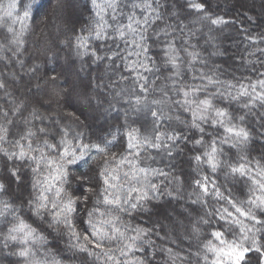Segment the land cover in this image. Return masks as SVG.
<instances>
[{"label":"snow or ice","instance_id":"snow-or-ice-1","mask_svg":"<svg viewBox=\"0 0 264 264\" xmlns=\"http://www.w3.org/2000/svg\"><path fill=\"white\" fill-rule=\"evenodd\" d=\"M43 6L0 0V257L61 264L48 236L67 234L91 264H152L157 251L168 264H264V60L246 59L252 75L240 77L209 67L228 52L214 37L205 41L214 51L202 48L194 27L233 21L214 14L210 0H58L87 17L61 41L71 52L66 66L33 85L41 65L22 58L24 37ZM246 39L255 46L248 57L264 55V35ZM24 77L27 94L17 95ZM72 101L94 104L96 119L107 101L111 122L95 140L62 111ZM165 199L199 208L183 207L185 225ZM154 210L173 222L164 239L188 241L186 253L156 244L158 222H132Z\"/></svg>","mask_w":264,"mask_h":264},{"label":"trees","instance_id":"trees-1","mask_svg":"<svg viewBox=\"0 0 264 264\" xmlns=\"http://www.w3.org/2000/svg\"><path fill=\"white\" fill-rule=\"evenodd\" d=\"M20 2L23 4L27 3L28 0H20ZM76 2L78 4H82L84 0H76ZM210 3L211 10L214 14L223 16L225 19L233 21V23L219 28L208 25L206 22L204 24H197L194 26L202 29L201 32H198L200 46L202 48H206L208 51L215 50L211 43H205L209 35V37L215 38V45L220 47L222 50L226 49L228 52L227 57H211L209 59V67H211L212 63H215L222 65L224 69H227L229 73H234L237 77L242 75H252L249 71L252 66L246 65L245 60H264V55L260 52H256L255 57L247 56V52L255 50V46L249 43L246 36L249 34L254 37L264 35V2L260 5L262 10L260 15H255V13L246 10V7H249L250 4L249 0H210ZM43 4V8H41L38 13L36 12L35 7L33 8L32 18L28 21V29L24 37V47L26 48V52L22 58L27 64L35 63L41 65L40 71L37 74V79L31 80V84L33 85L36 83L42 84L47 78V75L50 74L53 67L60 69L61 66H66L65 59L71 55V52L61 43V41H65L73 35L72 31L69 30L72 27H75L78 32L80 24L87 17V13L80 16L78 13L72 12L67 8L61 9L58 6V0H43ZM185 23H188V21H185ZM2 39L3 37L0 36V40ZM259 47L264 48V43H261ZM53 53H56L59 59L53 58L52 62H48L49 58L53 57ZM204 55L208 58L207 52H205ZM79 63L80 61L77 60V67L79 66ZM9 67L11 68L12 66L10 65ZM255 67L260 68V64L256 63ZM261 71H264V68H261ZM95 75L96 73L94 72L93 76ZM28 82L29 78L24 77V80L21 82L22 86L20 91L16 93L17 95L27 94L25 93L23 85ZM103 95L104 91L101 92V97H103ZM2 103L3 100L0 99V104ZM55 107L56 105L53 104V108ZM104 107H107V101H105L104 105L101 106L99 110L102 111ZM117 107L120 106L118 105ZM62 111L65 114L75 113V115L79 117L82 126L85 127L91 140H95L96 136L106 130L108 123L111 122V117H109L106 122L104 114L102 113H100L99 119L95 118L97 113L95 112L94 104L91 108H89L83 107L75 101H72L67 104ZM88 113L92 115H89ZM115 115L116 113L113 112L112 116ZM180 163L184 172L188 173L190 171L188 165L184 161H181ZM84 170L85 169L81 167L75 169L74 171L76 174H79ZM73 187L78 186L73 185ZM77 194L79 195L80 193L77 192ZM160 203L168 210L172 206L190 207L192 209L199 208V205H190L187 202H184L182 205L175 201H173L172 204H167L166 199L162 200ZM176 210L178 213L181 212L178 211V209ZM194 216L195 212H193V217ZM159 217L163 218V215L154 210L150 219L146 214H137L136 219L132 222L142 224L145 227H150L153 223L158 222L160 226L155 229V232L159 233V237L155 234L152 235V239L156 242V244L162 247H176L177 250H183L186 253L188 250V241L185 240L181 243L180 240H177L174 245L171 240L164 239L167 229L163 224H161ZM179 219L182 220L185 225L188 224V220H185L183 216H179ZM166 221L170 224V226H173L172 221ZM76 223L78 230L81 232L84 231L86 225L84 223L83 208L80 210L79 219H77ZM176 227L178 232L183 230V228H180L178 225ZM176 234V232H172L173 238L176 237ZM48 240L50 242L48 245L50 254L56 260H59L61 264H86V261L87 264H91V257H87L85 253H80L75 249L70 248V244L74 243V241H70L67 234L56 237V239H53V236L49 235ZM192 250L195 251V248ZM149 251H151V249H149ZM14 259V257L11 258V260ZM0 264H11V261L0 257ZM152 264H168L167 255L157 251V255L152 258Z\"/></svg>","mask_w":264,"mask_h":264},{"label":"rangeland","instance_id":"rangeland-1","mask_svg":"<svg viewBox=\"0 0 264 264\" xmlns=\"http://www.w3.org/2000/svg\"><path fill=\"white\" fill-rule=\"evenodd\" d=\"M250 1V4H249V7H246V10H249V11H251V12H253V13H255V15H260L261 14V4L264 2V0H249ZM252 1V2H251ZM208 37H209V35H208ZM63 60V59H62ZM63 62V61H62ZM96 112V111H95ZM99 113H102L103 114V110L101 111V110H99ZM89 115H92V114H90V113H88ZM173 208H175V209H178V211H183V206H178V207H176V206H172V207H170L169 208V211L171 210V209H173ZM179 213L177 212V219H179ZM180 220V219H179ZM159 221L161 222V224H163L165 227H166V229H167V232H170L171 231V228H172V226H170V224L169 223H167V221L164 219V218H161V217H159ZM173 223V222H172ZM180 234L182 233L183 234V230L182 231H180L179 232ZM171 234H172V232H171Z\"/></svg>","mask_w":264,"mask_h":264}]
</instances>
